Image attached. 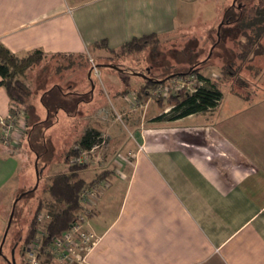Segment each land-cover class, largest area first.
Here are the masks:
<instances>
[{"label":"crops","instance_id":"0c3cea01","mask_svg":"<svg viewBox=\"0 0 264 264\" xmlns=\"http://www.w3.org/2000/svg\"><path fill=\"white\" fill-rule=\"evenodd\" d=\"M187 1L0 0V42L18 55L42 49L95 61L100 40L119 48L145 34L171 35ZM263 73L258 77L264 78ZM112 76L111 85L103 88L93 82L85 90L77 81L72 86L78 91L63 96L79 99L65 101L73 105L70 109L58 104L55 112L76 132L72 144L94 128L109 154L124 136L119 121L131 128L127 155L114 156L118 167L108 185L106 179L100 181L107 187L99 191L89 217L94 242L88 261L264 264V96L232 92L226 99L223 90L212 110L157 119L172 104L140 94L143 78L135 89H119ZM11 101L0 84V126ZM27 135L14 145L0 139L3 201L8 184L24 166L18 153ZM102 162L98 164H108L105 158Z\"/></svg>","mask_w":264,"mask_h":264},{"label":"rangeland","instance_id":"374dc122","mask_svg":"<svg viewBox=\"0 0 264 264\" xmlns=\"http://www.w3.org/2000/svg\"><path fill=\"white\" fill-rule=\"evenodd\" d=\"M256 1L189 0L182 2L176 30L167 37L147 44L142 50L108 51L100 48L93 55L96 59L95 64L88 56L45 53L38 64L28 70L25 80L32 88L29 100L31 127L29 126L30 132L27 131L28 129L25 131L28 135L24 139L22 151L18 153L24 166L8 184L5 193L7 198L3 201V196L0 195L2 196L0 198V264H14L13 258L15 264L26 263L27 255L23 251L22 243L35 211L41 202L50 199L47 188L55 171L68 167L64 161V150L73 145L72 133L76 134V132L71 125L70 127L66 125L65 120H57L55 112L58 104L70 109L73 105H66L65 101L75 103L79 99L77 97L64 99L63 95L69 91H78L77 86L72 85L82 81L83 88L88 86V89L91 83H95L98 88L110 86L109 79L113 73L112 79L119 82V89L125 87L135 89L136 84H140L143 78L139 74L162 78L170 72L185 70L199 63L205 75L220 78L226 99L234 96L232 92L235 91L250 96H264V78L255 76V68L250 69V64L253 65L256 62L257 65L264 66V57L258 61L255 58L252 62L249 60L250 55L248 60L237 58L240 50L238 41L243 39L236 35L237 27L224 25L221 32L226 35L214 46L217 40L216 32L223 15H226L224 16L226 20L233 21L241 13L238 9L240 4H246L249 7L257 3ZM233 3H235L234 7L227 10L230 7L228 5ZM97 53L102 54L97 57L98 59L95 57ZM209 54H211L210 57ZM223 67L231 68L232 74L223 75ZM50 88L53 89L51 95L48 91L49 95L43 97L45 91ZM108 89L111 91L116 87H108ZM118 126L124 131L123 138L118 142L119 145L117 144L110 154L105 147H99L91 156L92 160H89L92 162H89L82 172L85 179H93L97 173L106 168L117 170L118 166L113 162L114 156L119 153L127 155L126 145L131 139V128L120 121ZM70 142L71 144H68ZM104 158L108 164L99 165L98 163H103ZM109 182H111L110 177L104 184L108 185ZM106 187L104 185L99 190ZM42 261L45 262V260ZM47 262L44 264H59L51 260Z\"/></svg>","mask_w":264,"mask_h":264},{"label":"trees","instance_id":"16d2710c","mask_svg":"<svg viewBox=\"0 0 264 264\" xmlns=\"http://www.w3.org/2000/svg\"><path fill=\"white\" fill-rule=\"evenodd\" d=\"M256 2L257 3L252 4L249 7L246 4H240L238 9L241 13L233 21L226 20L224 17L226 15H223V19L221 20L218 26V31L216 32L217 40L214 43V46L218 44V42H220L226 35L222 34L221 28L224 25L226 27L234 25L238 29V33L236 35L243 37V39H239L238 41L240 50L238 51L237 58L240 60H248L250 58L249 60L252 62L255 58L258 61L264 57V0H257ZM235 3L231 4L227 10L234 7ZM161 38L162 37L157 33H149L140 37H134L119 48H109L105 40L98 41L96 43V47H106L108 51H118L124 49L142 50L147 44L158 41ZM44 54L45 53L42 49H35L25 55H18L13 53L8 47L0 42V84L6 87L12 99L23 104L28 132L30 131L29 126L31 127L29 100L32 95V88L25 78L28 70L37 65ZM210 55L211 54H209V57ZM250 65H248L250 69L255 68L254 73L257 77L264 71V66L257 65V62ZM193 71L198 72L201 76L204 75L200 69L199 63H195L185 70L179 69L175 72H170L162 78H155L147 74H139L143 76L144 79V83L140 86L139 92L140 94H147L150 96L151 90L159 82L175 75ZM232 72V69L229 67L227 69L226 67L222 68L223 75H231ZM204 76H206L205 79H207L208 85L200 88L193 94L181 92L166 98H157L156 100L160 102V104H172L170 110L159 115L157 119L165 118L168 120H175L192 113L206 112L216 108L223 98V89L221 88L220 78H212L207 75ZM50 90L53 89L50 88L47 91ZM47 91H45L46 95L48 93ZM235 93L244 95L239 91H235ZM46 95L43 94V97ZM102 138V134L99 130L90 128L87 129L82 137L79 140H76L71 147L65 149L66 151L64 150V161L68 164V167L63 170L55 171L53 174L51 183L47 188L50 199L45 202H41L35 211V215L33 216L27 235L22 243L24 252L27 244L35 236L37 215L41 211L46 210L50 215L46 226L49 235H59L68 229L72 222L76 219L77 214L81 209L79 198L82 190L85 187L93 185L97 181L107 179L111 176L113 169L106 168L97 173L92 180H86L82 176V172L85 170L88 163L75 161V159L81 155L83 150H90L95 145H98L99 142L102 141ZM44 260L45 263H48V260L52 261L50 257H45ZM25 264L30 263H27L26 261Z\"/></svg>","mask_w":264,"mask_h":264},{"label":"built area","instance_id":"2783aa9c","mask_svg":"<svg viewBox=\"0 0 264 264\" xmlns=\"http://www.w3.org/2000/svg\"><path fill=\"white\" fill-rule=\"evenodd\" d=\"M91 62L95 64L92 58ZM204 75L201 76L198 72L193 71L172 76L159 82L151 90L150 96L157 99L161 97L166 98L181 92L193 94L200 88L208 85V81ZM26 130L27 124L24 106L22 103L12 99L9 114L1 119L0 139L4 144L14 145L20 142ZM103 143L104 139L90 150H83L75 161L89 164V162H92L89 161L91 156ZM100 181L82 190L79 198L81 209L76 219L68 229L59 235H49L46 226L50 215L46 210L41 211L37 215L35 236L25 247L27 261L30 264H44L45 262L42 260L45 257H50L52 261L59 264H91L87 256L94 242V234L88 228V222L89 217L94 213L95 200L99 191H101L99 188H102Z\"/></svg>","mask_w":264,"mask_h":264},{"label":"water","instance_id":"95a60500","mask_svg":"<svg viewBox=\"0 0 264 264\" xmlns=\"http://www.w3.org/2000/svg\"><path fill=\"white\" fill-rule=\"evenodd\" d=\"M218 33H219V32H218ZM219 34H220V33H219ZM114 67H116V66H114ZM117 67H118V66H117ZM13 255H14V252H13ZM12 261H13V263L15 264V259H14V258H13Z\"/></svg>","mask_w":264,"mask_h":264}]
</instances>
